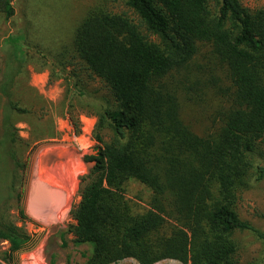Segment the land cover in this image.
<instances>
[{
  "label": "trees",
  "instance_id": "trees-1",
  "mask_svg": "<svg viewBox=\"0 0 264 264\" xmlns=\"http://www.w3.org/2000/svg\"><path fill=\"white\" fill-rule=\"evenodd\" d=\"M122 1L135 18L90 5L70 28L69 48L52 61L71 64L61 60L71 53L89 79L107 88L92 101L98 145L83 156L92 165L67 229L74 242L91 245L83 264L127 258L139 264H257L239 260L238 234L248 231L264 244V233L240 216L237 201L264 179V5ZM14 15L13 0H0V17L12 21ZM30 19L24 31L0 42V242L8 243L0 264L36 241L6 213L14 200L19 219H28L16 187L28 165L15 124V115L28 112L13 99L17 77L26 49L37 50L43 62L56 56L33 41ZM197 100L204 111L200 130L184 117L188 102ZM53 135L51 128L35 140ZM130 180L148 188V207L127 197Z\"/></svg>",
  "mask_w": 264,
  "mask_h": 264
},
{
  "label": "rangeland",
  "instance_id": "rangeland-1",
  "mask_svg": "<svg viewBox=\"0 0 264 264\" xmlns=\"http://www.w3.org/2000/svg\"><path fill=\"white\" fill-rule=\"evenodd\" d=\"M243 6L255 9L264 5V0H240ZM27 6L24 17L23 3ZM99 2L113 12H125L135 18L122 0H13L15 15L12 21L0 17V42L9 33L24 31L28 18L34 23L29 29L34 42H42L43 46L52 49L53 54L43 62L37 50H28V57L17 84L13 99L27 108L28 112L15 115L18 134L23 139L19 145L22 160L28 165L16 178L17 190L21 192L20 204L24 209L28 184L31 180H50L56 183L62 201H55L54 215L48 222L19 219L14 200L6 207V213L16 225L22 226L26 232L36 238L35 244L25 250L13 254L11 260H1L2 264H83L91 252L88 243L78 244L73 235L67 231L74 221L71 210L78 203L82 176L91 162L83 160L85 154L96 151L98 142L93 138L97 117L94 114L96 102L107 94V88L99 79H89L81 69L79 61L65 53L61 59L69 60L63 67L52 65L54 57L59 60L58 53L69 48L72 26L90 5ZM61 3L63 6L59 9ZM36 6L41 7L37 9ZM64 47L61 48V45ZM0 58V68H1ZM85 92V97L81 94ZM88 98H92L89 101ZM188 102V101H187ZM184 110L185 119L196 130L204 128L201 122L204 117L202 106L197 102H188ZM52 128L54 135L35 140V135L45 133ZM37 131V132H36ZM108 132H101L104 139ZM264 148V146H263ZM63 151V152H62ZM126 195L138 206L148 207L150 191L143 184L130 180L127 183ZM35 203V202H34ZM237 209L243 219L250 221L264 233V179L255 186L239 193ZM62 233V236L60 235ZM239 260L242 263L264 264V244L255 235L245 231L238 234ZM8 246L6 241L0 242V250ZM118 264H139L127 258ZM153 264H180L176 260L163 259Z\"/></svg>",
  "mask_w": 264,
  "mask_h": 264
},
{
  "label": "crops",
  "instance_id": "crops-1",
  "mask_svg": "<svg viewBox=\"0 0 264 264\" xmlns=\"http://www.w3.org/2000/svg\"><path fill=\"white\" fill-rule=\"evenodd\" d=\"M53 197L56 198L55 201H62V194L58 192L56 188V183H52L50 180H31L28 184V192L25 198L24 213L28 220H39L43 222H48L50 216L54 215V201ZM34 202H40V211H34L32 207Z\"/></svg>",
  "mask_w": 264,
  "mask_h": 264
},
{
  "label": "bare ground",
  "instance_id": "bare-ground-1",
  "mask_svg": "<svg viewBox=\"0 0 264 264\" xmlns=\"http://www.w3.org/2000/svg\"><path fill=\"white\" fill-rule=\"evenodd\" d=\"M62 152H63V151H62ZM33 206H34V207H32V208L34 209L35 212H37L38 210H40V202H35V203L33 204ZM42 210H43V208H42ZM42 210H40V211H42Z\"/></svg>",
  "mask_w": 264,
  "mask_h": 264
}]
</instances>
